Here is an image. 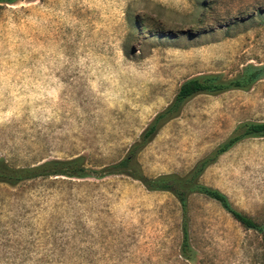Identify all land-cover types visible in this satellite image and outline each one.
<instances>
[{
	"label": "rangeland",
	"instance_id": "374dc122",
	"mask_svg": "<svg viewBox=\"0 0 264 264\" xmlns=\"http://www.w3.org/2000/svg\"><path fill=\"white\" fill-rule=\"evenodd\" d=\"M19 0L0 7V158L14 166L124 157L181 83L264 64V0ZM264 120V77L200 93L144 148V172L185 173L244 121ZM202 182L264 222V137L246 138ZM123 174L0 183V264H264V234L217 201L188 203Z\"/></svg>",
	"mask_w": 264,
	"mask_h": 264
},
{
	"label": "trees",
	"instance_id": "16d2710c",
	"mask_svg": "<svg viewBox=\"0 0 264 264\" xmlns=\"http://www.w3.org/2000/svg\"><path fill=\"white\" fill-rule=\"evenodd\" d=\"M19 0H0V7L14 4ZM204 8L203 0L197 4ZM264 21V14H261ZM264 77V64H244L232 76L211 72L190 77L184 80L178 88L173 100L159 111L141 132L139 138L130 146L126 155L121 159L93 168L88 166L84 156L67 159H47L42 162L14 166L4 158H0V183L16 185L25 180L37 177L65 176L68 178H101L112 174H123L139 180L150 191H161L172 194L179 202L182 210V242L180 254L189 261L195 259L196 250L192 246L189 234L188 203L193 194H201L217 201L231 216L243 227L264 234V222H258L246 213L233 206L229 197L218 188L202 182L201 177L206 169L214 164L217 159L234 145L246 138L264 137L263 121H244L236 126L234 132L209 153L201 157L185 173H162L147 175L139 161V155L144 148L154 139L159 130L170 120L177 117L184 104L200 93L219 94L229 90H248Z\"/></svg>",
	"mask_w": 264,
	"mask_h": 264
}]
</instances>
